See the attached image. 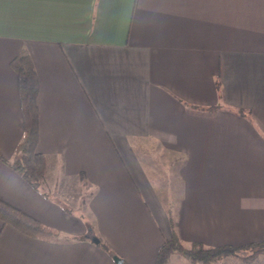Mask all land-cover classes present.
<instances>
[{"label": "crops", "instance_id": "crops-1", "mask_svg": "<svg viewBox=\"0 0 264 264\" xmlns=\"http://www.w3.org/2000/svg\"><path fill=\"white\" fill-rule=\"evenodd\" d=\"M21 51L38 79L41 189L8 163ZM0 199L58 231L0 220V264H152L174 230L264 240V0H0Z\"/></svg>", "mask_w": 264, "mask_h": 264}, {"label": "trees", "instance_id": "trees-1", "mask_svg": "<svg viewBox=\"0 0 264 264\" xmlns=\"http://www.w3.org/2000/svg\"><path fill=\"white\" fill-rule=\"evenodd\" d=\"M10 65L17 77L23 137L16 146L14 158L8 163L32 187L41 189L48 160L46 155L38 150L37 74L30 55L25 51L15 55ZM44 194L47 195L46 192ZM0 220L31 237L52 239L58 235L56 229L2 199H0ZM98 245L112 254L109 246L101 239ZM173 253L181 254L192 264H219L220 260L227 256L238 258L245 264H253L259 255H264V240L243 245H206L200 241L185 244L174 230L158 248L152 264H168Z\"/></svg>", "mask_w": 264, "mask_h": 264}, {"label": "rangeland", "instance_id": "rangeland-1", "mask_svg": "<svg viewBox=\"0 0 264 264\" xmlns=\"http://www.w3.org/2000/svg\"><path fill=\"white\" fill-rule=\"evenodd\" d=\"M144 146H148V144H144ZM143 146V147H144ZM152 147L153 145H150L149 147H147L146 149L148 150H151L152 151ZM145 148V147H144ZM154 150H156L154 148ZM141 155H144L142 151H140ZM156 152L154 151L153 154H155ZM155 158L158 159V161H160L158 155H155ZM144 159H146V156L144 155ZM162 162V161H161ZM163 164V163H162ZM162 171L166 172V168L163 167ZM240 171L235 169V168H231V179H232V182L233 183H236L237 180L235 179V174L236 173H239ZM163 178H164V175H163ZM168 179V178H166ZM161 182L159 183L160 185V188L161 186L163 185L164 181L162 179H160ZM164 196H166V194H164ZM260 260H264V255H259L255 260H254V263H259ZM219 264H245V262L243 263V261L239 260L238 258H235V257H231V256H227V257H224L223 259L220 260V263Z\"/></svg>", "mask_w": 264, "mask_h": 264}, {"label": "water", "instance_id": "water-1", "mask_svg": "<svg viewBox=\"0 0 264 264\" xmlns=\"http://www.w3.org/2000/svg\"><path fill=\"white\" fill-rule=\"evenodd\" d=\"M95 243H98L99 242V239L98 238H94L92 239Z\"/></svg>", "mask_w": 264, "mask_h": 264}]
</instances>
